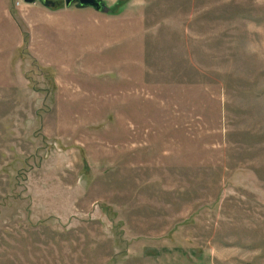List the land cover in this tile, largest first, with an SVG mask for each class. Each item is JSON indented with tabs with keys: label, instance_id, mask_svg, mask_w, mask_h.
<instances>
[{
	"label": "rangeland",
	"instance_id": "obj_1",
	"mask_svg": "<svg viewBox=\"0 0 264 264\" xmlns=\"http://www.w3.org/2000/svg\"><path fill=\"white\" fill-rule=\"evenodd\" d=\"M123 22L57 42L60 88L28 58L31 87L18 61L0 88V264H264V0H127Z\"/></svg>",
	"mask_w": 264,
	"mask_h": 264
},
{
	"label": "crops",
	"instance_id": "obj_2",
	"mask_svg": "<svg viewBox=\"0 0 264 264\" xmlns=\"http://www.w3.org/2000/svg\"><path fill=\"white\" fill-rule=\"evenodd\" d=\"M115 2L116 0H112L109 6L112 7ZM124 8L125 4L118 12L110 13L105 17L98 16L97 11L90 10L92 8L89 7L65 5L51 7L40 2L36 4V1L15 6L12 0H0V88L17 87L14 69L18 61L20 62L18 86L22 92L26 87H31L28 70H25L23 64L27 58L31 64L35 61L41 68L59 64L60 69L64 70L63 73L56 77L57 81L52 77L51 79L52 86L60 88L67 76L68 55L64 52L58 54L54 49L57 42H59L57 45L65 44L68 36L73 33H76L81 40L90 43L91 47L98 38L112 37L120 40L121 31H134L136 28L134 23H121V13ZM14 14L20 21L22 20L27 29L21 25ZM100 20H103V23H99ZM24 32L28 36L25 47ZM42 75L47 79L50 77L47 73Z\"/></svg>",
	"mask_w": 264,
	"mask_h": 264
},
{
	"label": "water",
	"instance_id": "obj_3",
	"mask_svg": "<svg viewBox=\"0 0 264 264\" xmlns=\"http://www.w3.org/2000/svg\"><path fill=\"white\" fill-rule=\"evenodd\" d=\"M27 3H32L36 0H23ZM43 5L49 6L50 4H53L52 0H39ZM71 4H75L79 8H92L96 11L102 12V13H108L110 8L106 4L104 0H64L65 6H70Z\"/></svg>",
	"mask_w": 264,
	"mask_h": 264
},
{
	"label": "trees",
	"instance_id": "obj_4",
	"mask_svg": "<svg viewBox=\"0 0 264 264\" xmlns=\"http://www.w3.org/2000/svg\"><path fill=\"white\" fill-rule=\"evenodd\" d=\"M52 1H53V4H50L49 6H51V7L62 6V4H59L57 1H55V0H52ZM126 1L127 0H116L115 4L112 7H110L109 12H112V13L118 12L121 9V7L125 4ZM27 37H28L27 33L24 32V47L28 43Z\"/></svg>",
	"mask_w": 264,
	"mask_h": 264
}]
</instances>
